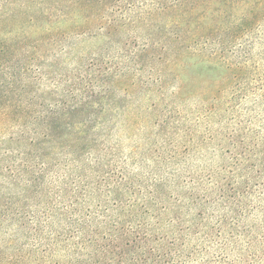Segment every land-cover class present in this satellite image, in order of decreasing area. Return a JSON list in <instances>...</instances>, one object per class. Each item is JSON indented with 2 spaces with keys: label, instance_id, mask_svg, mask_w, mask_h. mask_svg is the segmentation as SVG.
<instances>
[{
  "label": "trees",
  "instance_id": "obj_1",
  "mask_svg": "<svg viewBox=\"0 0 264 264\" xmlns=\"http://www.w3.org/2000/svg\"><path fill=\"white\" fill-rule=\"evenodd\" d=\"M19 1L0 0V11ZM22 1L48 24L49 48L69 38L54 28L65 22L114 40L121 55L138 57L152 42L173 63L184 54L223 62L240 102L230 119L239 109L248 118L227 132L224 164L199 168L186 148L166 158L154 181L109 149L113 122L98 115L107 104L96 97L113 89L97 85L95 64L82 70L93 78L86 83L65 76L54 90L18 86L27 70L9 64L11 46L0 39V68L13 72L0 87V129L13 131L14 148L12 180L0 184V264H264V52L255 55L264 0ZM124 34L147 45L124 49ZM104 63L98 71L108 84L125 78Z\"/></svg>",
  "mask_w": 264,
  "mask_h": 264
},
{
  "label": "rangeland",
  "instance_id": "obj_2",
  "mask_svg": "<svg viewBox=\"0 0 264 264\" xmlns=\"http://www.w3.org/2000/svg\"><path fill=\"white\" fill-rule=\"evenodd\" d=\"M30 3L20 0L0 11V39L7 47L11 46L6 60L14 68L27 70V76L17 81L18 86L38 84L54 90L61 88L68 76L85 83L94 78L97 85L111 87L112 92L106 94L103 101L96 97L98 102L107 104L105 112L98 115L113 122L109 149L119 155L121 162L134 165L130 169L135 174H148L155 181L157 173L163 174L161 167L166 165V158L175 151L184 153L186 148L190 152L184 155L192 157L193 164L199 168L215 169L224 164L225 150L230 147L227 132L239 129L242 119L248 116L239 109L235 118L230 119L232 108H238L240 102L234 98V73L223 62L201 61L198 56H192L194 54H184L173 63L169 57L162 58L150 41V49L138 57L121 55L117 53L120 44L115 49L114 40L89 36L81 28L71 29L65 22H55L54 28L69 38H59V48H49L44 44L45 36H49L44 29L48 24L41 19L38 22L36 18L40 15H35L37 10L34 11ZM14 15L19 18L13 19ZM33 15L37 22H29ZM72 31L73 34H69ZM120 39L127 43L124 49L129 51L146 44L144 38L127 34ZM255 50V55L264 52V45H258ZM54 51L56 54L52 55ZM105 60L125 78L108 84L109 79L102 78L98 71L107 70ZM92 64L96 66L90 68ZM49 66L53 67L48 69ZM89 68L94 75L92 79L82 71ZM79 70L83 72L82 78ZM6 74L9 78L13 72L0 68V87L8 84ZM242 76L240 73L239 77ZM39 77L41 80L37 79ZM246 81L248 79L244 83ZM92 89L98 92L102 88L94 86ZM227 124L231 128L224 127ZM12 136V130L0 129V184L12 180L8 171L14 164V160L13 164L11 162L14 148H10L8 142ZM237 151L246 150L239 147Z\"/></svg>",
  "mask_w": 264,
  "mask_h": 264
}]
</instances>
